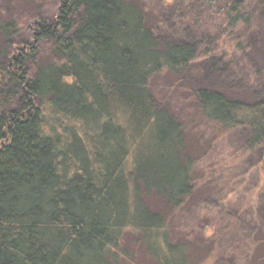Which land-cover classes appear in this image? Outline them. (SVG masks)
Returning a JSON list of instances; mask_svg holds the SVG:
<instances>
[{
	"label": "trees",
	"instance_id": "trees-1",
	"mask_svg": "<svg viewBox=\"0 0 264 264\" xmlns=\"http://www.w3.org/2000/svg\"><path fill=\"white\" fill-rule=\"evenodd\" d=\"M159 1L180 36L136 0L0 14V264H264V0Z\"/></svg>",
	"mask_w": 264,
	"mask_h": 264
},
{
	"label": "rangeland",
	"instance_id": "rangeland-1",
	"mask_svg": "<svg viewBox=\"0 0 264 264\" xmlns=\"http://www.w3.org/2000/svg\"><path fill=\"white\" fill-rule=\"evenodd\" d=\"M136 1H140L143 4L146 13L148 14L149 21L151 24H153V26L156 27L162 24L163 22L169 21V23L172 22L171 29L173 34L175 36L181 35L182 30L179 29V22L180 21L185 22L186 20L184 19L182 20V17L176 18L172 16L171 11L168 12V14L162 20V15L160 13V10H162L161 9L162 4L159 0H136ZM57 5H58V0H0V14L2 19L13 18L19 21V23L22 26H24L22 27L23 38H28L26 26H29L31 21L36 17H45V18L53 17V15H55V13L57 12ZM189 10L190 9H185L183 13H186ZM183 17H186V14H184ZM21 42H22V36H21ZM232 42L234 41H230L229 36L221 37L219 39L218 51L219 52L228 51L229 53H231L233 48ZM246 52H247L246 53L247 56H249V59L252 61V63L256 65L257 68L264 70V41H263V45H261L257 39L256 41L254 40L252 41V39H249L247 42ZM209 67L210 66H208V68ZM172 85H173L172 80L168 76H159L154 82L155 97L157 100L166 99L170 106L175 107L177 105V100L179 98V95L182 94L180 93L179 90L170 91L169 88H171ZM234 95L237 98L238 97L243 98V95L240 94L238 91L234 92ZM241 140L242 137H237V138L233 137L232 144L238 148L239 147L238 143L241 142ZM229 146L230 145L228 141L222 140V142L216 145V148H218V150L221 151L225 147L227 150ZM253 157H254L253 160L255 159L253 163L258 162V158L256 157V155ZM234 162L236 163L237 160H234ZM254 166L250 168L249 172L252 174L248 176V179L247 181H245V183L248 184L249 187L253 186L255 188L258 186L257 191H259L261 189V185H262L261 183L263 177H262V173L258 169V167L260 166H257V164ZM200 169L204 173V175L200 177L201 188L199 192L196 193L194 196H211V193H213L212 195H214L215 192L219 191L220 188L223 186L222 179H215L216 183L212 182V186L207 187L206 180L209 177V175L205 170V165L204 167L201 166L198 168V170ZM230 169L233 170L234 168L230 167ZM255 170L257 171L255 172ZM229 172L233 173L232 171ZM196 173H198V175L200 174V172L198 171ZM208 188L211 190H209ZM246 192L249 194L251 193L248 190L243 189L242 185L238 186V196H243L244 194H246ZM236 197L237 195L234 198Z\"/></svg>",
	"mask_w": 264,
	"mask_h": 264
}]
</instances>
